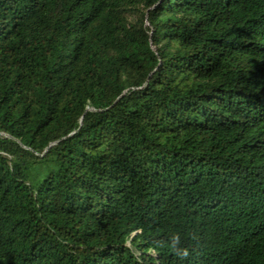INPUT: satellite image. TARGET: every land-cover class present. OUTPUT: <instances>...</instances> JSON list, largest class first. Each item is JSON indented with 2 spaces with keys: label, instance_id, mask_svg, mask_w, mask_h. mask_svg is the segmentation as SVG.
Wrapping results in <instances>:
<instances>
[{
  "label": "trees",
  "instance_id": "16d2710c",
  "mask_svg": "<svg viewBox=\"0 0 264 264\" xmlns=\"http://www.w3.org/2000/svg\"><path fill=\"white\" fill-rule=\"evenodd\" d=\"M0 264H264V0H0Z\"/></svg>",
  "mask_w": 264,
  "mask_h": 264
},
{
  "label": "clouds",
  "instance_id": "9594fccd",
  "mask_svg": "<svg viewBox=\"0 0 264 264\" xmlns=\"http://www.w3.org/2000/svg\"><path fill=\"white\" fill-rule=\"evenodd\" d=\"M178 241H179V237L178 236L173 237V247L174 248H175L176 244L178 243ZM176 251H177V254L178 255H184V256L187 255V251L186 250H184L183 252H181V250L176 249Z\"/></svg>",
  "mask_w": 264,
  "mask_h": 264
}]
</instances>
